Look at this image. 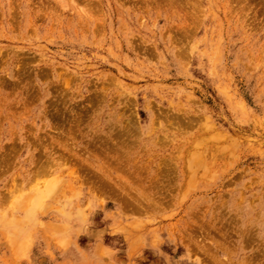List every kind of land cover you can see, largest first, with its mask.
Instances as JSON below:
<instances>
[{"label":"rangeland","instance_id":"1","mask_svg":"<svg viewBox=\"0 0 264 264\" xmlns=\"http://www.w3.org/2000/svg\"><path fill=\"white\" fill-rule=\"evenodd\" d=\"M0 264H264V0H0Z\"/></svg>","mask_w":264,"mask_h":264},{"label":"bare ground","instance_id":"2","mask_svg":"<svg viewBox=\"0 0 264 264\" xmlns=\"http://www.w3.org/2000/svg\"><path fill=\"white\" fill-rule=\"evenodd\" d=\"M61 142H63V141H61ZM67 144V143H66ZM106 179V178H105ZM104 182V181H103ZM106 184H108V182H105Z\"/></svg>","mask_w":264,"mask_h":264}]
</instances>
